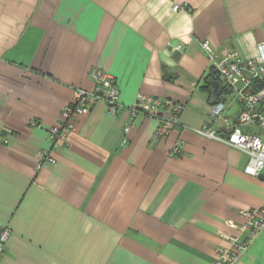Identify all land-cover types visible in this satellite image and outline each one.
Returning a JSON list of instances; mask_svg holds the SVG:
<instances>
[{
  "label": "crops",
  "instance_id": "obj_1",
  "mask_svg": "<svg viewBox=\"0 0 264 264\" xmlns=\"http://www.w3.org/2000/svg\"><path fill=\"white\" fill-rule=\"evenodd\" d=\"M263 42L264 0H0V225L11 230L0 264H214L226 236L244 234L239 211L263 205L264 179L196 129L223 133L243 108L208 84L225 48L257 58ZM92 69L125 106L138 93L183 103L178 124L154 139L159 117L112 116L98 101L38 169L73 90L97 87ZM241 130L264 139L258 122ZM235 264H264V230Z\"/></svg>",
  "mask_w": 264,
  "mask_h": 264
},
{
  "label": "built area",
  "instance_id": "obj_2",
  "mask_svg": "<svg viewBox=\"0 0 264 264\" xmlns=\"http://www.w3.org/2000/svg\"><path fill=\"white\" fill-rule=\"evenodd\" d=\"M180 9H186V4H172L173 11ZM200 47L209 56L212 55L213 48L208 39L201 40ZM258 52L257 58L242 59L233 48H225L224 55L214 65L216 78L232 91L233 99L242 102L243 108L233 121L224 118L226 127L223 133L211 130L208 126L196 129L199 134L246 154L244 171L255 177L264 174V139L243 132L241 126L258 122L260 127H264V115L258 111L259 104L264 103V42L259 44ZM90 75L96 81L97 87L91 91L75 88L72 100L63 107L58 123L46 129V140L50 148L38 151L36 159L38 169L56 162L54 150L67 144V137L74 128L75 116L86 113L98 101L104 102L107 114L112 116L127 109L131 118L136 114L159 117V126L154 132V139L167 134L171 127L178 124V115L184 109L183 103L138 93L134 103L125 106L118 100L119 92L110 74L92 69ZM226 106L224 101L214 102L210 107V118L212 120L220 118ZM30 125L38 127L35 120L31 121ZM129 129L130 126H126L124 131L127 132ZM1 140L7 142L5 137ZM180 148L179 145L174 146L171 155H178ZM239 215L243 219L241 228L244 234L227 235L228 245L216 248L214 264H235L264 230V203L257 208L242 209ZM10 234L9 226L0 225V258L4 254Z\"/></svg>",
  "mask_w": 264,
  "mask_h": 264
},
{
  "label": "water",
  "instance_id": "obj_3",
  "mask_svg": "<svg viewBox=\"0 0 264 264\" xmlns=\"http://www.w3.org/2000/svg\"><path fill=\"white\" fill-rule=\"evenodd\" d=\"M179 51L176 50L175 54H178ZM208 84L211 87V91H212V95L217 97L219 96L222 92H229V88L228 87H223L221 82L217 79H211L208 80ZM260 179H264V174H261L258 176Z\"/></svg>",
  "mask_w": 264,
  "mask_h": 264
}]
</instances>
